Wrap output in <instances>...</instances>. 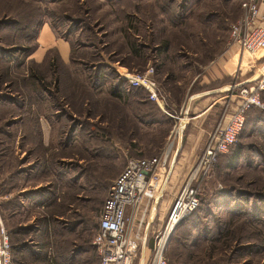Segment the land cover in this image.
I'll return each mask as SVG.
<instances>
[{
    "label": "rangeland",
    "instance_id": "rangeland-1",
    "mask_svg": "<svg viewBox=\"0 0 264 264\" xmlns=\"http://www.w3.org/2000/svg\"><path fill=\"white\" fill-rule=\"evenodd\" d=\"M242 1L15 0L14 6H8V0H0V49H12L14 54L10 62H0V99L11 95L12 102L17 99L15 102L22 103L26 110L38 98L47 99L44 105L48 106L55 133L52 142L58 148L49 151L56 152V166H61V158L75 161L73 166L65 163L55 171L56 179L61 171L64 177L60 203L73 202L72 208L78 209L85 219L84 226L89 227L92 247L76 258L80 261L76 264H99L92 239L103 201L127 159L160 156L162 181L176 147L178 122L187 97L205 87L216 88L243 79L241 70L220 78L214 72L221 59L237 51L229 46V27L241 16ZM7 19L10 22L3 23ZM45 24L70 45L73 60L68 67L61 66V87L53 81L54 76L43 75L33 61L25 60V47L36 45L38 29ZM2 54L0 50V57ZM263 61L264 56L257 68ZM104 64L112 65L114 73L124 71L119 65L129 72H144L152 66L150 76L164 96L166 109L174 116L163 112L152 100L143 104H104L106 82L94 97L90 85L94 79L90 82L84 78L93 77L92 72L100 65L99 69L104 70ZM36 79L42 81L41 87ZM216 93L224 103L230 89ZM217 96L212 95L210 102ZM259 96L264 104V90ZM120 119L124 121L121 127L117 125ZM263 127L264 107L253 108L236 141L241 145L239 156L230 164L229 151L216 161L209 177L201 183L199 207L177 225L170 237L165 254L169 264H264ZM188 129L184 128L182 145ZM0 139L4 142L0 148L1 175L8 170L11 152L8 138ZM60 145H69L70 149L63 151ZM173 171L161 198L167 205L180 178V170ZM76 174L80 175L78 180ZM1 189L0 182L3 199ZM170 204L161 214L157 208L156 215L166 217ZM147 209L139 211L146 218ZM220 225L224 229L221 235ZM232 228L233 232L229 230ZM139 250L133 264H139ZM69 260L65 256L64 264H71L66 263Z\"/></svg>",
    "mask_w": 264,
    "mask_h": 264
},
{
    "label": "crops",
    "instance_id": "crops-1",
    "mask_svg": "<svg viewBox=\"0 0 264 264\" xmlns=\"http://www.w3.org/2000/svg\"><path fill=\"white\" fill-rule=\"evenodd\" d=\"M257 3L259 13L264 18V0H257ZM35 42V47L26 55L25 60L33 61L43 75L50 73V76H54L55 84L61 87L64 81L61 66L68 67L69 61L73 60L69 43L56 37L46 24L39 27ZM0 50L3 52L2 55H7V49L3 47ZM262 56H264V49L258 52L255 56L256 59L255 57L247 59L246 65H244L239 59V52L232 50L225 59L220 60L214 72L218 74L216 77L220 78L224 74L234 76L238 70H241L239 72L241 73L240 77H243L241 80H244L251 77L260 68H257V62L261 60ZM54 59L57 64V66L54 65L55 68L49 63L52 60L54 62ZM111 66L109 65V69L114 71V67ZM119 68L125 67L119 65ZM95 69L92 72L93 77L84 78V80L91 82L96 77V81L90 84L91 91L93 90L94 93L93 96L96 97L98 88L106 82L108 83V95L103 103L110 104V106H113L114 103L122 104L119 99L111 95L109 74L105 72L101 76L96 75ZM116 73L117 76L118 73ZM43 75L41 74L39 78H42ZM71 78L73 79V75ZM117 79H119L118 76ZM36 82L39 83L40 87L42 86V81L36 79ZM212 95L217 96V93H212ZM212 95L194 97L190 102L188 112L191 117L187 119L185 125V128L188 127L189 129L181 146V156L177 157L173 167V170H180V178L177 189L173 191L172 199L183 184L216 121L221 107V99L217 96L210 102L211 99L209 98ZM7 97L11 98L12 96L7 95ZM11 100L13 101V98ZM97 100L99 101V99ZM97 100L94 102L98 103ZM23 103H25L24 100ZM44 104H47V99L44 101L42 98H38L37 102L29 104L31 107L29 106L27 110L22 107L23 114H13L5 118L9 122V128L7 132H1L0 136H6L9 140L7 146L9 147L8 152H11V163L7 172L0 175L3 195L1 211L11 244L13 264H64L65 256L66 259H71L70 262L67 261L66 263L76 264L75 262H80L76 258L87 254L92 247L88 241L89 227L84 226L85 219L77 211L78 209L72 208L73 202L69 204L60 203L62 196L60 191L62 186L60 185L63 184L64 177L61 175V171L56 179L58 171H55V167L61 168L65 163L73 166L75 161H64L61 158L58 160L62 162L61 166H56V160H54L56 159V152L53 151L58 150V148L52 142L53 134L55 135L51 124L52 118L49 117L48 106ZM107 109L104 106L103 110L109 113ZM55 113L56 110L52 114ZM121 121L123 120L120 119L117 124L120 127ZM3 143V140L0 139V148ZM50 149L53 151H49ZM69 149V145L61 147L63 151ZM0 154H2L1 149ZM63 155L65 157L66 154ZM2 159L1 157L0 160ZM173 170L169 180L174 173ZM76 177L78 180L80 175L76 174ZM155 198L156 196L153 199H143L135 216V227L140 243L139 264L141 263L142 247L143 263L148 264L152 246V239L149 243L147 242L148 236L162 225L165 218L156 215L157 208L161 214L170 204L167 205V202L161 201L160 198L159 202L154 205ZM143 208H148L147 218L139 213ZM78 213L80 216H76Z\"/></svg>",
    "mask_w": 264,
    "mask_h": 264
},
{
    "label": "built area",
    "instance_id": "built-area-1",
    "mask_svg": "<svg viewBox=\"0 0 264 264\" xmlns=\"http://www.w3.org/2000/svg\"><path fill=\"white\" fill-rule=\"evenodd\" d=\"M241 10V16L229 27V46L236 47L240 60L244 53L254 58L264 49V18L259 13L257 0H243ZM123 69L117 70L119 79L126 81L128 86L144 88L150 100L155 101L163 112L174 116L166 109L164 96L150 76L152 66H148L144 72ZM263 88L264 71L251 83L230 89L200 153L172 199L162 225L153 233L148 264H169L165 254L170 237L177 225L198 207L199 187L211 174L219 154L227 152L237 141L245 111L251 106L264 107L259 96ZM162 173L160 156L127 159L103 201L92 239V245L99 255V264H133L140 244L135 227L136 212L143 199L156 196ZM1 199L0 195V264H13Z\"/></svg>",
    "mask_w": 264,
    "mask_h": 264
},
{
    "label": "trees",
    "instance_id": "trees-1",
    "mask_svg": "<svg viewBox=\"0 0 264 264\" xmlns=\"http://www.w3.org/2000/svg\"><path fill=\"white\" fill-rule=\"evenodd\" d=\"M14 3H15V0H8V3H7V5L8 6H10V5H12V6H14ZM12 8V10H11V12H14V8L13 7H11ZM7 20H9V21H7ZM7 20H5V21H3V23H8V22H10V20L11 19H7ZM2 23V24H3ZM1 26V25H0ZM35 47V45L33 46V47H31L32 49ZM25 49H26V53L28 54L32 49H30V47H25ZM12 49H10L9 50V52L7 53V55H2L1 57H0V62H10V60L12 59V57H10V56H14V54H13V52L11 51ZM24 52V54H25V51H23ZM8 54H10V55H8ZM26 54V55H27ZM9 56V57H8ZM49 58H50V54H49V56H48V60H49ZM56 60H57V58L56 57H54ZM73 58V57H72ZM53 59V58H52ZM54 59V62L56 63V60ZM53 62V60L52 61H49V63H50V65H52L51 63ZM7 66H9V65H6V67ZM101 66L102 65H100V66H98V67H96V69H95V74L96 75H98L99 74V76H101L103 73H107V74H109V76H110V85H111V95L113 96V97H116L117 99H119L120 101H122V102H124V103H127V102H129V101H135L136 103H138V104H143L144 103V101H148V100H150L149 98H148V93H147V91L144 89V88H142V87H140V86H128L127 85V83H126V81H124V80H118L117 79V76L115 75V73H114V71L112 70V69H109V65H106V64H104L103 65V67H104V70H102V69H99V68H101ZM8 68V67H7ZM105 69H106V71H105ZM96 72H98V73H96ZM5 74V73H4ZM3 74V75H4ZM2 76V75H1ZM96 81V77H95V79H94V82ZM206 88V87H205ZM203 88L202 90H206V89H209V88ZM202 90H199V91H202ZM264 90V88L262 89V90H260V92H259V94L260 93H262V91ZM199 91H196V92H199ZM192 93H194V92H192ZM141 94L142 95H144L145 97H142L141 96ZM1 96V95H0ZM14 99V98H13ZM15 101H17V99H15L14 100V103L12 102V100H11V98H8V97H5V98H1L0 99V119H3L4 120V125L3 126H0V133L1 132H7V130H8V126H9V122L7 121V120H5V118L6 117H8L9 115L11 116V115H15V114H23L24 113V110L22 109V103H19V102H15ZM21 105V106H20ZM160 108V107H159ZM253 108H258V107H256V106H251L250 108H248L246 111H245V114H244V124H243V127H244V125L246 124V117H247V114H248V112H250ZM97 127V126H96ZM243 127H242V129H243ZM242 131V130H241ZM261 132H263L264 133V127L261 129ZM240 150H241V145H237V143L235 142L233 145H231L230 146V148H229V150L227 151V152H225V153H220L219 154V156H218V158H217V162H218V159L221 157V156H223V155H226L229 151V154H231L230 156V158H229V162H230V164L232 163V161L234 162L236 159H237V157L239 156V153H240ZM216 162V163H217ZM1 166V165H0ZM200 189H201V185H200V187H199V195H200ZM199 205H200V202H199ZM199 205H198V207H199ZM197 207V208H198ZM196 208V209H197ZM195 209V210H196ZM194 210V211H195ZM193 211V212H194ZM230 211H232V212H237V211H235V210H233V209H231ZM188 217V216H187ZM184 220V219H183ZM223 226H219V234L221 235V233L223 232ZM231 232H233L234 231V228H232V229H229ZM230 233V232H229ZM219 237V236H218ZM229 242H230V240H229Z\"/></svg>",
    "mask_w": 264,
    "mask_h": 264
},
{
    "label": "water",
    "instance_id": "water-1",
    "mask_svg": "<svg viewBox=\"0 0 264 264\" xmlns=\"http://www.w3.org/2000/svg\"><path fill=\"white\" fill-rule=\"evenodd\" d=\"M263 71H264V63L260 66V68H258V70L256 72H254L251 75V77H249L247 79H244V80H241V81H238V82H234V83H231V84H228V85H222V86L216 87V88H211V89H206V90H202V91H199V92H194V93H191L187 97V99L185 101V105H184L183 111H182L181 118L179 119V122H178V130H177V136L178 137H177L176 147H175L174 152L172 154V157L170 159V162H169V165L167 167V170H166V173L164 175V178L161 181V184H160L159 189L157 191L156 198H155V201H154V205H156L159 202L161 196L163 195V191H164L165 185L167 184V182H168V180H169V178L171 176L173 167H174L175 162L177 160V157H178V155L180 153L181 146H182V135H183V131H184V128H185V125H186V121H187L188 118L191 117V115L188 112L191 100L194 97H198V96H202V95H209V94H212V93L219 92V91H221L223 89H226V88L231 89L233 87H239L241 85H244L246 83L254 81L260 76V74ZM143 259H144V255H143V247H142L141 263L140 264H144L143 263Z\"/></svg>",
    "mask_w": 264,
    "mask_h": 264
},
{
    "label": "bare ground",
    "instance_id": "bare-ground-1",
    "mask_svg": "<svg viewBox=\"0 0 264 264\" xmlns=\"http://www.w3.org/2000/svg\"><path fill=\"white\" fill-rule=\"evenodd\" d=\"M245 55H244V57H243V59H242V62L244 63V64H246V61H247V59H250V55L248 54V55H246L247 53H244Z\"/></svg>",
    "mask_w": 264,
    "mask_h": 264
}]
</instances>
